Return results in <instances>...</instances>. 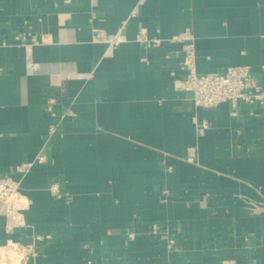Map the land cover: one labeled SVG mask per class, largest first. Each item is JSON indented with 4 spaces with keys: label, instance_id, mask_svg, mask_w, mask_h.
<instances>
[{
    "label": "crops",
    "instance_id": "obj_1",
    "mask_svg": "<svg viewBox=\"0 0 264 264\" xmlns=\"http://www.w3.org/2000/svg\"><path fill=\"white\" fill-rule=\"evenodd\" d=\"M188 43L199 75L247 66L264 89V0H0V179L22 195L17 221L0 200L1 250L264 264V104L197 107L176 87Z\"/></svg>",
    "mask_w": 264,
    "mask_h": 264
},
{
    "label": "built area",
    "instance_id": "obj_2",
    "mask_svg": "<svg viewBox=\"0 0 264 264\" xmlns=\"http://www.w3.org/2000/svg\"><path fill=\"white\" fill-rule=\"evenodd\" d=\"M126 24V23H125ZM123 28V27H122ZM30 33L24 32L17 35L16 39L21 44H26ZM32 44L37 43L35 36L30 37ZM97 41L114 44V38L100 35ZM173 42H191V37L185 35L172 39ZM139 42L146 47L157 48L162 44L161 40L150 41L146 38L145 33L139 35ZM196 55L194 47L191 43L185 45L183 49V63L181 65L185 77L180 79L176 87L182 91L192 95V101L197 107L213 109L221 104L229 103L233 107H237L240 103L253 106L256 104H264V89L257 82L252 70L247 66L231 67L224 74H209L199 75L196 71ZM53 100H50L52 103ZM208 129L207 122L198 125V132L203 135ZM51 133L54 129L51 128ZM193 157V156H191ZM43 157L38 158V162H43ZM33 167V163H25L17 168L18 173H27ZM16 192L22 197L19 183L9 177L0 179V200L5 205L7 213L11 216L16 207L8 206L6 200L9 194ZM160 228L157 225L151 227L153 234H159ZM49 238V237H46ZM43 238L38 237L36 240L41 241ZM170 246L175 245L174 240L169 241ZM20 251L23 254V261L27 264L30 260L37 256V245L31 243L29 245H19ZM88 264H92L89 262Z\"/></svg>",
    "mask_w": 264,
    "mask_h": 264
},
{
    "label": "bare ground",
    "instance_id": "obj_3",
    "mask_svg": "<svg viewBox=\"0 0 264 264\" xmlns=\"http://www.w3.org/2000/svg\"><path fill=\"white\" fill-rule=\"evenodd\" d=\"M13 195H17L19 197V195L16 192L9 194L6 200L8 206H11V205L14 206V204H11L9 201L10 197ZM11 216L13 220L17 221V212H13ZM6 247L10 248V250L7 248L4 250L0 249L1 263L2 264H18V262H20L21 264L22 259H23V254L21 253L18 244L10 242Z\"/></svg>",
    "mask_w": 264,
    "mask_h": 264
},
{
    "label": "rangeland",
    "instance_id": "obj_4",
    "mask_svg": "<svg viewBox=\"0 0 264 264\" xmlns=\"http://www.w3.org/2000/svg\"><path fill=\"white\" fill-rule=\"evenodd\" d=\"M13 203H14V201H13ZM11 204H12V203H11ZM16 209H17V208H16ZM16 209H15V210H16ZM15 210H14V212H16ZM7 248H8V247H7ZM8 249L10 250V248H8Z\"/></svg>",
    "mask_w": 264,
    "mask_h": 264
}]
</instances>
